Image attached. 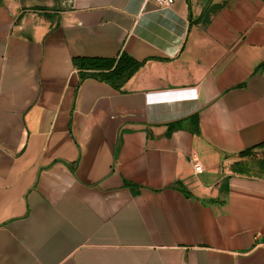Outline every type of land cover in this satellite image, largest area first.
<instances>
[{"label":"crops","instance_id":"crops-1","mask_svg":"<svg viewBox=\"0 0 264 264\" xmlns=\"http://www.w3.org/2000/svg\"><path fill=\"white\" fill-rule=\"evenodd\" d=\"M0 264H264V0H0Z\"/></svg>","mask_w":264,"mask_h":264},{"label":"trees","instance_id":"trees-1","mask_svg":"<svg viewBox=\"0 0 264 264\" xmlns=\"http://www.w3.org/2000/svg\"><path fill=\"white\" fill-rule=\"evenodd\" d=\"M75 65L80 69L81 79L95 78L99 81L109 83L116 89H121L145 64V61L140 62L122 52L115 58H76ZM192 123H197V118H192ZM181 128L179 124L170 126V132ZM194 133H199V129L194 128ZM252 149L241 152L239 157L250 159L248 162L237 163L235 170L238 173L252 174L257 173L256 161L252 157Z\"/></svg>","mask_w":264,"mask_h":264},{"label":"built area","instance_id":"built-area-1","mask_svg":"<svg viewBox=\"0 0 264 264\" xmlns=\"http://www.w3.org/2000/svg\"><path fill=\"white\" fill-rule=\"evenodd\" d=\"M175 0H154V2L159 6V7H166L170 6L174 3ZM195 171L198 173H201L203 171L202 165L200 163H195L194 165Z\"/></svg>","mask_w":264,"mask_h":264}]
</instances>
